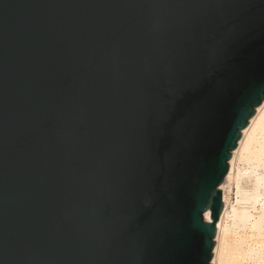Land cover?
I'll return each mask as SVG.
<instances>
[{
    "label": "water",
    "instance_id": "95a60500",
    "mask_svg": "<svg viewBox=\"0 0 264 264\" xmlns=\"http://www.w3.org/2000/svg\"><path fill=\"white\" fill-rule=\"evenodd\" d=\"M263 102L264 0H0V264H211Z\"/></svg>",
    "mask_w": 264,
    "mask_h": 264
},
{
    "label": "bare ground",
    "instance_id": "6f19581e",
    "mask_svg": "<svg viewBox=\"0 0 264 264\" xmlns=\"http://www.w3.org/2000/svg\"><path fill=\"white\" fill-rule=\"evenodd\" d=\"M220 190L223 210L211 264H264V102L242 131Z\"/></svg>",
    "mask_w": 264,
    "mask_h": 264
},
{
    "label": "rangeland",
    "instance_id": "374dc122",
    "mask_svg": "<svg viewBox=\"0 0 264 264\" xmlns=\"http://www.w3.org/2000/svg\"><path fill=\"white\" fill-rule=\"evenodd\" d=\"M229 163H230V161H229ZM232 193H231V197L230 198L232 199L231 201H233V203H234V197H235L234 193H235V191H232ZM215 240H216V237L214 238V242H215Z\"/></svg>",
    "mask_w": 264,
    "mask_h": 264
}]
</instances>
